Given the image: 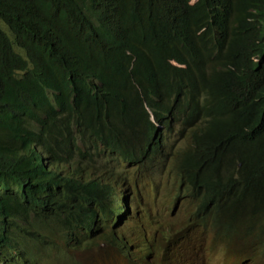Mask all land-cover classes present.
<instances>
[{"label":"trees","instance_id":"trees-1","mask_svg":"<svg viewBox=\"0 0 264 264\" xmlns=\"http://www.w3.org/2000/svg\"><path fill=\"white\" fill-rule=\"evenodd\" d=\"M172 159L162 225L121 165ZM96 240L126 264H264V0H0V264Z\"/></svg>","mask_w":264,"mask_h":264},{"label":"rangeland","instance_id":"rangeland-1","mask_svg":"<svg viewBox=\"0 0 264 264\" xmlns=\"http://www.w3.org/2000/svg\"><path fill=\"white\" fill-rule=\"evenodd\" d=\"M173 159L166 160L163 167L152 174L150 170L137 174L132 168H123L122 171L132 182L135 180L139 186L140 194L142 196L143 204H147L151 208L152 215L157 217V222L164 225L167 221H171L172 215L170 206L172 205V198L177 189V177L173 169ZM140 209L138 214L140 213ZM147 223V219L144 220ZM158 226L153 227L146 233V237L151 238ZM129 232L126 235L128 242L136 248L137 229L134 224L128 228ZM139 238H142L139 235ZM143 242L140 241L141 248ZM133 248V249H134ZM136 249L133 250L132 255L136 256ZM122 253L118 252L116 248L101 243L96 240L95 244L87 249L79 252H74L71 259L67 260L64 264H126L121 256ZM152 259V258H151ZM218 261V260H216ZM219 262V261H218Z\"/></svg>","mask_w":264,"mask_h":264},{"label":"bare ground","instance_id":"bare-ground-1","mask_svg":"<svg viewBox=\"0 0 264 264\" xmlns=\"http://www.w3.org/2000/svg\"><path fill=\"white\" fill-rule=\"evenodd\" d=\"M261 4V3H260ZM262 5V4H261ZM262 29V28H261ZM70 128V127H69ZM72 140H75V139H72ZM81 205V204H80ZM80 208H81V206H80ZM75 212V211H74ZM48 260V259H47ZM47 264H49V262L47 263Z\"/></svg>","mask_w":264,"mask_h":264}]
</instances>
